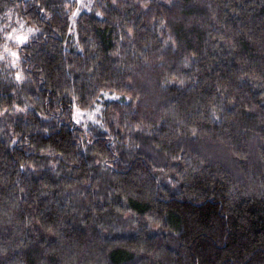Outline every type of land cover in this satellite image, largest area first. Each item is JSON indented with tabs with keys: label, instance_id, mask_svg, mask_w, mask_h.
I'll return each mask as SVG.
<instances>
[{
	"label": "trees",
	"instance_id": "trees-1",
	"mask_svg": "<svg viewBox=\"0 0 264 264\" xmlns=\"http://www.w3.org/2000/svg\"><path fill=\"white\" fill-rule=\"evenodd\" d=\"M81 2L0 0V264H264V0Z\"/></svg>",
	"mask_w": 264,
	"mask_h": 264
},
{
	"label": "rangeland",
	"instance_id": "rangeland-1",
	"mask_svg": "<svg viewBox=\"0 0 264 264\" xmlns=\"http://www.w3.org/2000/svg\"><path fill=\"white\" fill-rule=\"evenodd\" d=\"M79 6L82 5L81 0H78ZM77 11L75 12V14ZM29 28L26 26H21L19 27L16 31H14L8 38L11 40H17L21 43L26 42V38L29 34ZM10 55H14L15 58L11 59V62H14L16 59L15 52L9 53ZM96 113L93 112H88V111H81L78 108H73V113H72V119L76 124L82 125L83 128L86 127V124L94 119Z\"/></svg>",
	"mask_w": 264,
	"mask_h": 264
}]
</instances>
